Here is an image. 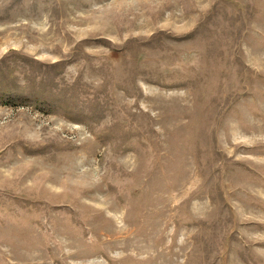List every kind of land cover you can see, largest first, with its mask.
<instances>
[{
  "label": "rangeland",
  "instance_id": "1",
  "mask_svg": "<svg viewBox=\"0 0 264 264\" xmlns=\"http://www.w3.org/2000/svg\"><path fill=\"white\" fill-rule=\"evenodd\" d=\"M0 264H264V0H0Z\"/></svg>",
  "mask_w": 264,
  "mask_h": 264
}]
</instances>
